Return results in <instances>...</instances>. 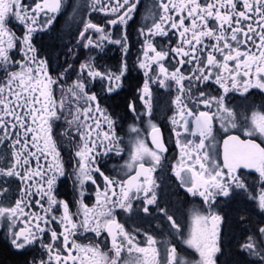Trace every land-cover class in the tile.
<instances>
[{"label":"snow or ice","instance_id":"6c2138e0","mask_svg":"<svg viewBox=\"0 0 264 264\" xmlns=\"http://www.w3.org/2000/svg\"><path fill=\"white\" fill-rule=\"evenodd\" d=\"M60 6L61 0H34V6L26 4L24 0H0V65L19 69L11 72L5 69L7 78L0 83V130L5 132L6 137L11 130V135L15 137L13 146L17 149L12 153L7 166L0 168V175L19 177L25 184L21 199L15 202L14 207H0V218L9 219L11 243L15 248L23 249L40 241L47 259L33 261V264H120L124 251L137 255L136 264H161L157 241L148 236L147 246L141 247L140 242L130 236L112 215L115 207L130 208L129 200L132 196L140 197L141 193L146 205L144 212H148L147 206L156 203L152 173L160 163L161 155L167 151L161 131L156 125H151L153 148H149L143 140L135 142L131 150V163L127 165L134 169V175H129L126 181L119 183L110 179L95 166L96 149L104 147L108 152H120V141L112 131L113 122L99 108L96 94H89L82 80H78L68 89L71 100L67 110L72 119H66L70 126L75 123V135L82 142L76 152L79 158L76 179L81 187L86 182L95 185L93 173H98L103 178L104 189L103 192L97 191V203L93 208L90 209L88 205L80 202L82 219L78 222L70 213L69 204L58 201L53 194L57 179L64 175L60 153L53 139V125L64 115L66 104L63 95L59 102L54 96V86H59L61 79H53L48 74L47 62L38 59L32 45V34L40 24L41 13H57ZM100 7L104 10L105 6ZM109 7L112 13L127 9L118 20L110 21L111 24L126 23L136 9V2L123 0L120 3V0H116V6ZM160 8L163 14L159 20L147 28L146 32L141 30L145 42L139 67L145 70L146 79L140 100L150 116L153 98L150 85L158 83L165 86L169 81L176 85L179 94L173 103L177 114L172 118V124L181 155L174 167V173L182 184L190 185L187 188L189 193L199 194L205 202H209L214 194L228 196V189L232 184L244 187L235 175L238 168L255 169L264 178V110H252L250 115H245L225 104V97L230 90H242L246 93L252 87L264 89V0H160ZM14 23L24 27L22 38L17 37L9 27ZM51 23V19L46 20V24ZM89 29L104 33V28L88 23L80 34L82 38H85ZM169 30L173 36L178 37L176 46L170 47L168 51L157 50L150 37L169 36ZM86 38L85 47L94 44L99 47V42H94L90 37ZM107 39L109 37L106 35L100 36L101 41ZM114 42L126 48L121 40ZM18 44L20 61L14 60L10 55ZM253 48L256 50L253 51ZM177 56L180 57L177 60L180 67L169 72L164 61L170 62ZM153 64L159 65L155 76L151 74ZM185 64L193 65L187 76L181 71ZM125 70L126 65L116 75L102 73L91 63L82 64L80 67V72H86L88 78L107 79L108 92L114 90L112 82L119 81ZM213 80L223 94L212 96L201 91L199 87H193L194 84L201 83L207 87ZM81 100L86 107L80 106ZM72 101L77 105L75 112L71 110ZM201 106L207 110L200 111ZM130 107L135 111L134 105ZM215 120L220 121L226 134L230 129H239L245 137L241 139L239 135H227L223 141L222 164L213 161L207 152L201 155L205 140L212 135ZM103 126L108 131L101 132ZM133 131L138 132L137 129ZM187 135H198L199 144H195L193 140L181 139ZM33 161L36 164L35 171L30 168ZM185 176L188 177L187 180L184 179ZM4 194L6 190L0 189V195ZM24 197L29 199L25 200ZM33 197H38L34 204L43 215L24 212L25 207L33 205ZM258 199L259 206L264 209V189ZM44 200L47 201V207L44 206ZM61 208L62 215L57 217L55 213ZM161 211L173 227H179L173 217L167 215L166 210ZM21 216L26 221L24 227L16 224ZM218 220V216H213L212 226L209 228L207 217L195 211L193 213L191 232L186 243L199 252V264H214ZM57 223L62 231L50 228V225ZM79 229L91 230L96 237L102 236L106 231L111 237L112 257L109 258L98 245L81 246L74 239L70 241V237ZM260 233L264 234V228L260 229ZM45 234L50 236L48 244H44L42 240ZM61 240L62 247H57ZM261 243L264 244V240ZM245 247L252 250L255 244L250 240ZM164 262L180 264L175 247L165 250Z\"/></svg>","mask_w":264,"mask_h":264},{"label":"flooded vegetation","instance_id":"af4514ba","mask_svg":"<svg viewBox=\"0 0 264 264\" xmlns=\"http://www.w3.org/2000/svg\"><path fill=\"white\" fill-rule=\"evenodd\" d=\"M26 4L34 6V0H24ZM136 9L130 14L126 23L111 24L110 21L118 20L127 10L121 9L117 13H112L110 7L116 6V0H61V6L57 13H41L40 24L37 30L32 34V45L36 49L38 59L47 62L48 74L56 79L60 77L61 84L54 86V96L59 102L63 95L66 104V110L53 125V139L56 141L60 153V162L63 165L64 175L57 179L53 189V194L58 201H65L69 204V211L73 214L77 222L82 219V209L80 202L88 205L91 209L96 203V193L99 190L103 192L104 181L98 173H93L96 184L86 182L83 187L77 182L78 160L76 152L82 146V142L77 137L76 126L66 123L72 117L68 116L67 105L71 100L68 93L75 82L82 80L86 85V91L89 94L95 93L99 108L113 122V133L120 141V152H108L104 147L96 149L95 166L100 168L110 179L117 181H126L129 175H134V169L127 167L131 163V150L137 140H143L149 148H153L151 143V125H156L163 136L167 151L161 155L160 163L155 166L152 178L155 181L154 192L156 203L148 207V212H144L145 202L143 193L140 197L132 196L129 200L130 208L125 206L113 208L112 215L115 220L123 226L124 230L134 236L135 240L140 242L141 247L147 246V237L151 236L157 241L156 247L160 250L161 264H165V250L175 247L177 258L180 264H199L200 255L196 249L190 247L186 241L190 235L192 227V216L194 211L201 216L208 218V227L211 228L213 216H218L216 223V248L213 255L214 264H264V234L260 229L264 228V209L259 206V195L264 189V178L255 169L238 168L235 175L239 177L243 188L236 187L232 184L229 187V195L214 194L209 202H205L199 194L193 195L187 191L189 184H182L175 176L174 167L180 160V149L176 144V137L173 132L174 125L172 118L176 116L177 109L173 101L179 94L176 85L173 82H167L165 86L158 83L150 85L152 90V110L151 114L145 111L142 101L140 100L141 89L146 79L145 70L139 67L143 59V47L145 36L141 34L143 29L151 27L154 22L159 20L163 14L160 8V0H135ZM123 3V0H120ZM100 5H104L101 10ZM51 19V24H46V20ZM88 23L96 24L104 28V33H97L89 29L85 33V38L81 37L85 25ZM17 37H23L25 29L19 23L10 24ZM255 27V23L253 24ZM101 35L109 37L107 40H100ZM90 37L94 42H99V47L95 44L91 47H85L87 38ZM126 37V40H124ZM152 42L157 46V50L168 51L170 47H175L178 37L173 36L169 30V36L154 35L150 37ZM255 39V38H253ZM121 40L126 44L114 41ZM207 42V41H206ZM251 46V45H250ZM13 49L11 57L21 60V52ZM242 50H245L242 48ZM256 49L253 48V51ZM180 57L164 61V65L172 72L175 67H180L177 63ZM91 63L94 68L102 73H113L119 75L122 68L126 65L121 79L113 81V91L108 92L109 82L107 79L88 78L86 72L81 73L82 64ZM193 65L185 64L181 71L185 76L189 75ZM18 71V68L0 65V83L6 78V71ZM152 75L159 71V65H152ZM119 85L118 87L116 85ZM185 82V87H187ZM199 87L201 91L218 96L223 94L219 85L214 80L209 82L205 87L203 83L193 86ZM198 95V93H194ZM225 104L236 112L250 115L252 110H264V89L252 87L248 92L242 90H230L225 97ZM72 111L75 112L76 102L72 101ZM130 105H134L135 111ZM80 106L86 107L83 100ZM95 107V105H93ZM191 107V105H189ZM200 111H206L202 106ZM215 111V106H213ZM178 118V117H177ZM103 124V121L101 122ZM137 129L138 132L133 131ZM108 131L106 126L101 128V132ZM94 134V133H93ZM227 135H239L245 139L242 131L239 129H230L226 134L220 126V121H213V132L205 140V147L201 155L208 153L210 158L221 163L223 161V141ZM182 140H193L199 144V136L193 137L187 135ZM264 139V138H262ZM15 137L5 136V132L0 130V168H5L7 162H10L12 153L17 151L13 146ZM259 142V140L257 141ZM51 159V158H50ZM43 164V160H41ZM151 166V164H146ZM30 168L35 171L36 164L33 161ZM188 179L187 176L184 177ZM35 185V182H33ZM25 184L19 177H9L0 175V189L6 190V194L0 195V207H14L15 202L21 199V191ZM117 191H119L117 187ZM111 195V193L109 194ZM38 197L31 198L33 205L25 207L26 214L43 215L41 210L35 206L34 200ZM23 199L28 200L29 197ZM47 207V201H43ZM161 209L167 211L168 216H172L176 221L178 228L173 227L163 214ZM57 217L62 215V208L55 213ZM26 221L21 216L16 224L24 227ZM10 222L7 217L0 218V264H33V261L39 262L41 259H47L45 249L41 247L38 240L32 245L23 249L15 248L11 243ZM43 227V225H41ZM56 230L62 231L61 226L57 223L50 225ZM18 230V228L16 229ZM39 235V233H37ZM81 246L92 244L98 247L109 256L111 252V237L105 231L102 236L96 237L91 230L85 231L79 229L71 240ZM43 243H50L49 234L42 237ZM255 244V248L249 250L245 247L249 242ZM62 247V240L57 244ZM138 257L122 253L120 264H136Z\"/></svg>","mask_w":264,"mask_h":264}]
</instances>
